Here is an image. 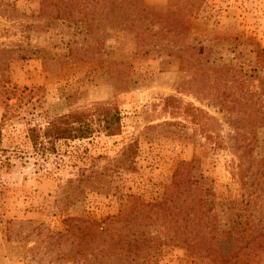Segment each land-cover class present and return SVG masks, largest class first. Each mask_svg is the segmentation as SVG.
Listing matches in <instances>:
<instances>
[{
  "label": "rangeland",
  "instance_id": "374dc122",
  "mask_svg": "<svg viewBox=\"0 0 264 264\" xmlns=\"http://www.w3.org/2000/svg\"><path fill=\"white\" fill-rule=\"evenodd\" d=\"M62 1L0 0V264H115L100 248L104 221L142 219L182 161L193 164L172 197L201 192L220 228L253 225L221 246L264 264V0H145L158 13L145 41L97 28L84 19L94 7L58 15ZM105 107L119 114L113 134L97 120L86 138H31ZM161 218L147 228L148 264L218 258L210 237L194 254Z\"/></svg>",
  "mask_w": 264,
  "mask_h": 264
},
{
  "label": "trees",
  "instance_id": "16d2710c",
  "mask_svg": "<svg viewBox=\"0 0 264 264\" xmlns=\"http://www.w3.org/2000/svg\"><path fill=\"white\" fill-rule=\"evenodd\" d=\"M62 2L64 5L56 4L58 15L63 10V6L66 5H70L68 13L71 16L75 14L73 10L75 4L85 9L86 7H94L84 12V19L90 16L96 22L97 28L104 25L134 28L140 32L142 41H145L147 36L151 34L150 24H154L153 18L158 14L154 13L153 7L147 4L145 0H63ZM150 16H152L151 19ZM103 108V106L98 105L94 111L100 115ZM104 110L103 116H98L97 119H94L93 116L88 117L85 111L54 117L44 128L42 134L33 132L31 138L36 145L39 143L44 145V141L40 140V137H45L51 143L59 139L86 138L95 130L94 124L97 120L106 132L113 134L119 129V114L109 107H105ZM192 164L193 161L181 162L176 169V178L170 185L166 186L169 188L168 194L160 201L143 204L142 210L145 211V214L142 219H136V212H128L123 215L120 213L115 219L104 221L105 224L98 235L103 254L111 255L112 253L115 264H148L153 254L147 250L153 248L157 240L156 236L150 233L147 228L149 225L157 223L158 217H162L164 230L170 233L172 225H177V233L174 234V238L177 237L185 242L188 249L194 254L201 247V243L208 241L210 237L209 239L213 242L207 247V250L219 255L218 258L213 259V264L255 263V259H249L247 256L241 257L236 254L233 257L230 254L231 251H227L229 249L221 246L223 239L227 237L238 241V239L245 238V235H253L255 232L253 225H250L248 229L220 228L217 223L218 219H212L209 208H206L207 199L201 192L195 193L198 197L193 198H189L191 191L183 197H172V185L181 183V174ZM188 180L190 181L189 178ZM195 181L191 183H195ZM154 215H156L155 219L153 218ZM233 245L235 244L233 243Z\"/></svg>",
  "mask_w": 264,
  "mask_h": 264
}]
</instances>
